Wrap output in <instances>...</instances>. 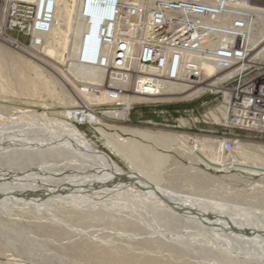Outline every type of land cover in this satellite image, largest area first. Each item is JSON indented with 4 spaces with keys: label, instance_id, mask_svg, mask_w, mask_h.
I'll use <instances>...</instances> for the list:
<instances>
[{
    "label": "rangeland",
    "instance_id": "1",
    "mask_svg": "<svg viewBox=\"0 0 264 264\" xmlns=\"http://www.w3.org/2000/svg\"><path fill=\"white\" fill-rule=\"evenodd\" d=\"M36 1L0 0V52L6 57L0 64V264H132L139 258L146 260L138 264H225L228 257L232 264H264L263 258L237 250L224 235L219 236L210 230L207 233L200 229L202 225L184 223L158 211L125 181L133 182L128 178L135 175L133 170L139 171L149 179H160L158 184L171 193L198 195L210 202L251 210L260 220L264 216V174L255 173L249 177L242 168L234 171L231 166L239 164L243 167L245 164L238 155V146L264 147V134L229 128L216 112L221 97L208 95L205 91L199 96L135 103L125 119L114 117L111 112L120 111L123 108L121 103L111 99H91L89 102L78 94L82 88L88 87L96 96L104 91L110 96L113 86L107 82L88 84V81L72 78L68 51L58 59L47 53L44 43L33 40ZM63 1L71 4L69 0ZM124 1L142 9L151 7H147L146 0ZM239 3L256 16L250 34L262 31L264 0H242ZM24 6L34 10V17L32 24L30 20H24L20 28L12 22L16 21L13 17L17 19L15 13ZM263 43L264 40L255 44L258 49L254 53L263 48ZM19 67L23 68L22 74L32 78L37 85L29 92L17 87L13 81ZM69 95L71 101L65 98ZM76 98L82 104H76ZM76 106L80 110L83 106L89 107L99 121L93 125L85 121L75 123L78 130L97 151L110 157L126 178L119 181L118 186L114 177L109 178L107 184L112 187L107 186V189L124 187L116 190L118 192L112 191L110 196L109 190L103 192L97 188L98 176L93 172L95 166L91 159L77 152L76 158L62 145L54 143L57 135H50L49 127L53 124L68 122L62 112ZM26 111L46 116L38 124L35 118L28 120L26 116H20ZM133 129L179 135L186 137L187 141L175 142L172 149L166 150L136 137L148 145V150L139 158H134L131 152L130 158L123 159L111 148L117 145L114 142L116 137L126 141L133 139L129 132ZM107 134L115 138H103ZM233 140L234 149L227 151ZM118 147L117 150L122 149V146ZM196 152L206 162L196 159ZM158 154L164 155V159L157 158ZM237 172L240 173L235 174ZM89 185L94 187L91 186L90 190ZM77 186L80 190L88 188L87 192H81L79 188L78 191ZM50 191L54 192L50 194ZM20 196L26 199L21 197L19 200ZM169 203V214L181 216L180 213L191 210L190 203L186 205L180 199L172 198ZM166 221L168 223L164 224ZM233 234L241 238L246 236L245 240L250 237L248 234ZM163 244L193 252L196 256L193 253L176 254L162 247Z\"/></svg>",
    "mask_w": 264,
    "mask_h": 264
},
{
    "label": "bare ground",
    "instance_id": "2",
    "mask_svg": "<svg viewBox=\"0 0 264 264\" xmlns=\"http://www.w3.org/2000/svg\"><path fill=\"white\" fill-rule=\"evenodd\" d=\"M141 1H143V0H141ZM146 1L148 2L147 7H149L150 5L152 6L153 0H146ZM36 2H37V5H36L37 9H36V14H35V19L33 22V29H32L33 30L32 33L35 36V38L33 37L34 38L33 40H35L38 43H40V42L44 43V45L47 47V53L50 55H53L54 57H56L58 59H61L64 56V52L68 51L67 53H69L70 61L72 62L70 64L71 68L69 67L71 70L70 69L69 70L71 71L72 75H74V76H72V78H74V77L76 79L79 78L83 81H86V82L88 81V84L90 83V84H96V85H97V83L101 84V83L107 82L109 84V86L111 85L114 87V89H112V91L109 92L110 96H108V93L106 91H104L100 95L96 96L93 89H92V91L94 92V94L90 92L91 90L88 87L82 88L80 93H78V94H80L81 96H84L89 102H91L90 101L91 99H93L94 101H99V100L105 101V100L111 99L112 101H116V102L121 103V106H123V108L120 109V111H114L113 110V112H111V114L114 117L118 116L120 118L122 117L123 119L126 118V115L128 114L129 109L132 108V106L135 103L148 102V101L151 102V101H153V100H151L152 98H155L154 100L157 99L156 96H153V97L150 96L151 97L150 98V97H148V95L143 94V92H141V93L136 92L132 88H130L129 87L130 81H129V79L125 78V74L116 75V74L106 73V69H107L108 65L110 64L109 63V61L111 59L110 54L112 53V51H111V45L109 42L105 41V37H107L108 34L111 32V29L114 27L113 22H115V20H114L115 19V15H114L115 5L112 2H107L105 4H101V3H99V0H98V2H95L94 0L93 1L92 0H69V2L71 3L69 5L67 3H64L63 0H37ZM22 3L27 4V5L30 4V3H26V2H22ZM26 10H28V8ZM261 24L263 25L262 31H260L258 33L255 32L256 34H252V33L250 34L251 35V41L254 45L257 42L264 40V22ZM62 26H64V28ZM260 49H261V47H260ZM261 51H263V53H264V49H262ZM4 59H6L5 54L3 52H0V64L2 61L4 62ZM1 67H2V65H1ZM17 70H18V73H14V75H13V81H15L17 87L28 91V90L33 89L34 87L37 86L36 84H34L35 81H33L32 78H30L29 76H27L25 74H22V72H24L22 67L17 68ZM212 70H213V67L211 65H206L204 67L205 74L206 73L210 74L212 72ZM101 88H103V87H101ZM72 89H73V87H72ZM94 90H96V89H94ZM175 90H178V89L174 88L170 85L165 86L164 91L161 94L162 97L159 99L171 97L170 95L176 94ZM73 96H76V95H73ZM65 98L69 101L72 100L70 98V95L65 97ZM67 100H66V102H67ZM76 100H77L76 104H82V102L79 99L76 98ZM73 103H74V100H73ZM84 107L85 106H83V110H80L79 109L80 107H77V106L76 107H69V109L68 108L65 109L62 112V116L68 122H65V123L60 122V124L59 123L53 124L54 126L53 125L52 126L55 128L49 127V130H51L50 135H54V136L57 135V138H55L56 141L54 143L56 145L57 144L62 145V148H64V149L66 148L67 151L69 150L70 152L75 154L76 158H77V156H76L77 154H81L82 156L84 155V156L88 157L89 159H91L93 165L95 166L93 172H95V174H97V176H98L97 183H99V185L98 186L96 185L97 188L103 192L108 191L109 189H107V188H109V187H107V186L112 187L110 184H107V181L109 180L110 177H114L116 179V181L114 182L117 184L116 186L121 184V182H119V181L125 180L126 178L124 176V173L117 166V164L110 157H108L106 154H103L100 151H97L92 146V144L86 139L85 135L83 133H81L78 130V128L76 127L75 123H80L81 121H85L86 123H90L92 125H93V123L94 124L99 123L97 118H95L94 115L89 110V107H86L87 109ZM114 108H112V109H114ZM73 109H77V111H73ZM216 112L219 113L220 117L223 118V121L225 122V124L229 128L240 125V123H237V122H236V124H234L233 122H231V120L229 121V118L226 117V116H228L226 106L221 107V105H220ZM20 116H22V117L26 116L25 118H29L28 120L35 118V120H37L38 124L41 122L39 120H41L43 117V116H39V115L38 116L33 115V113L31 111H26L25 114H22ZM213 118L215 119L216 116H213ZM52 130H54L53 131L54 133L52 132ZM129 132L133 135V139H129L127 141L119 139L118 137L115 138V136L113 137L112 134L111 135L107 134L108 136L102 135L103 138L112 137V138L116 139V140H114V142H117V145H115L113 148H111V145L108 144V142H107V144H108L109 148H111L114 153H116L117 155H119L123 159L130 158L131 152H133L134 158H139L145 154V151L148 150V148H147L148 145L142 144V142L135 139L136 137L140 138L142 141L143 140L147 141V143H152V144H154V146L155 145L161 146L162 148H164L166 150L172 149V145L175 142L183 141V143H184L185 141H187L186 137H183V136L180 137L179 135H174V134H169V133L140 131L137 129L129 130ZM54 136H51V137H54ZM119 141H120V144H119ZM119 145L122 146L121 150H117V148H120V147H118ZM234 147L235 146L233 145L232 148L234 149ZM238 147H239L238 148V150H239L238 155H240L241 158L244 159V162H242V163L243 164L245 163V164L242 165L243 167H240L239 164H233L231 167H234V171L239 170V168L240 169L242 168V170H245L246 174H248L249 177H250V175L254 176L255 173L258 174V173L262 172L264 174V147L252 146V145H240ZM48 149H47V151H50ZM66 149H65V151H66ZM125 149H127V150H125ZM127 151H128V154H127ZM227 151H231V150L229 149ZM76 152H77V154H76ZM43 154H41V155H43ZM151 156L153 157V155H151ZM156 157L164 159L165 156L158 154ZM196 159L206 162L205 158L203 156L199 155L197 152H196ZM209 165L215 166L211 163H209ZM215 167H219V166H215ZM239 173L240 172H237L235 174H239ZM133 174H135V175L128 178L130 180H134L133 182H130L127 179L125 181H127V183H130L131 189H133L135 192L143 194L146 197V199L148 201H150V204L152 206H154L155 208H157L158 211L165 212L167 215H170L172 217H176L175 219L178 218L184 223H192L193 225L196 224L198 226L202 225L203 227H200V229H202V231H207V233H208V230L213 231V232L216 231L217 234H219V236L224 235L229 240H231L230 242H232V244L234 243L233 245L237 248V250L240 249V251L242 250L241 252H244V253L246 252V254L248 253L249 255L255 254L256 256L264 259V216H261L263 218L258 220V219H256V217L254 216L255 214L251 210L239 209L237 207H230V206H226L222 203L219 204V202L218 203L217 202H210L205 197L198 196V195L171 193V192L167 191L164 187H162V185L160 186L158 184V182H160L158 180H160V179H158V180L156 179L157 181L155 179H149L148 177L143 175L141 172L134 171V170H133ZM93 178H94V176H93ZM158 178H160V177H158ZM233 178H235V177H233ZM262 179H264V176H262ZM92 180H94V179H92ZM79 182H80V180H79ZM142 182H145L146 184H143ZM74 183H75V181H74ZM67 184H66V186H67ZM68 185L70 187V184H68ZM76 185H78V184H76ZM91 186L89 185L88 188H90ZM74 187H76V186H74ZM85 187H87V186H85ZM92 187H94V186H92ZM127 187H129V186L127 185ZM70 188L72 189V186ZM78 188L80 190V187L77 186L76 189L78 190ZM123 188H112V189H110L109 190V196L111 195L112 191L115 192L116 190H122ZM60 189H62V188H60ZM87 189H85V188L83 189V187H82V190H80V191L81 192L82 191L87 192ZM51 190H53V189H51ZM90 190H91V188H90ZM45 191H47V190H45ZM53 192L50 191V194ZM81 192H79V193H81ZM116 192H118V191H116ZM100 193H102V192H100ZM107 193H106V195H107ZM50 194H47V196ZM76 194L77 193H75V195ZM85 195H86V193H85ZM112 195H113V193H112ZM14 197H16V196H14ZM14 197H12V198H14ZM21 197L22 196H20L19 200L21 199ZM54 197H55V195H54ZM172 198L174 200L180 199V202L185 203L186 205H189V203H190L189 209H191V210L186 211V213H180L181 216H176L177 214L176 215L169 214V212H168V210H170L169 209L170 208L169 207V205H170L169 201ZM15 199H17V198H15ZM24 199H26V198H23V200ZM7 200H9V199H7ZM27 201H28V199H27ZM205 210H208L207 213ZM156 213H157V211H156ZM76 214L80 215V213H76ZM200 214H202V215H200ZM203 214H205V215H203ZM163 215H161V216H163ZM168 221H170V220H168ZM166 223H168V222L166 221L164 224H166ZM218 223H220V224H218ZM168 226H171V223ZM133 227H135V226H133ZM214 228H216V229H214ZM226 229H228V230H226ZM229 229L231 231H229ZM217 230L218 231L221 230V232L218 233ZM225 232H227V233H225ZM234 232L239 233V234H246V235L248 234V235H250V237L245 240L246 236L243 235L245 238H241L240 235L237 236V234L236 235L233 234ZM211 235H212V233H211ZM212 236H214V235H212ZM219 238L221 239V237H219ZM241 244H243V245H241ZM161 246L165 247L166 249H169L171 252H175L176 254H179V255H181V253L182 254H186V253L192 254L193 253V252L190 253L187 250L183 251V250H181L177 247H173L171 245H164L163 244ZM247 250H249V251H247ZM192 255L196 256V254H194V253ZM228 258H225V260H224L225 264H232L233 262L229 260L230 258L229 259ZM144 260H146V259L139 258V260L134 261L132 264H138L139 262H144ZM234 264H236V263H234Z\"/></svg>",
    "mask_w": 264,
    "mask_h": 264
},
{
    "label": "built area",
    "instance_id": "3",
    "mask_svg": "<svg viewBox=\"0 0 264 264\" xmlns=\"http://www.w3.org/2000/svg\"><path fill=\"white\" fill-rule=\"evenodd\" d=\"M237 1L242 0H156L142 9L124 0H99L115 5L114 27L105 37L112 51L106 73L125 74L134 91L157 97L152 103L167 99L159 98L168 85L178 89L172 99L203 91L218 95L229 121L240 123L234 128L264 134V46L254 53L250 32L256 16ZM15 16L13 25L22 28L34 10L25 6ZM206 65L213 67L209 75ZM233 145L234 140L226 150Z\"/></svg>",
    "mask_w": 264,
    "mask_h": 264
}]
</instances>
